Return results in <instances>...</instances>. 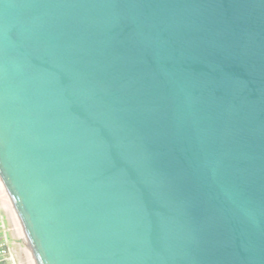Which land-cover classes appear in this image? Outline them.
I'll use <instances>...</instances> for the list:
<instances>
[{
  "label": "water",
  "instance_id": "obj_1",
  "mask_svg": "<svg viewBox=\"0 0 264 264\" xmlns=\"http://www.w3.org/2000/svg\"><path fill=\"white\" fill-rule=\"evenodd\" d=\"M0 183L28 264H264V0H0Z\"/></svg>",
  "mask_w": 264,
  "mask_h": 264
},
{
  "label": "crops",
  "instance_id": "obj_2",
  "mask_svg": "<svg viewBox=\"0 0 264 264\" xmlns=\"http://www.w3.org/2000/svg\"><path fill=\"white\" fill-rule=\"evenodd\" d=\"M0 243L11 251V257L0 259V264H28L9 206L0 207Z\"/></svg>",
  "mask_w": 264,
  "mask_h": 264
},
{
  "label": "built area",
  "instance_id": "obj_3",
  "mask_svg": "<svg viewBox=\"0 0 264 264\" xmlns=\"http://www.w3.org/2000/svg\"><path fill=\"white\" fill-rule=\"evenodd\" d=\"M3 190L0 183V191ZM11 257L10 248L6 243H0V259H7Z\"/></svg>",
  "mask_w": 264,
  "mask_h": 264
},
{
  "label": "rangeland",
  "instance_id": "obj_4",
  "mask_svg": "<svg viewBox=\"0 0 264 264\" xmlns=\"http://www.w3.org/2000/svg\"><path fill=\"white\" fill-rule=\"evenodd\" d=\"M6 206H8V203H7V200H6V197H5L3 190H1L0 191V207L4 208Z\"/></svg>",
  "mask_w": 264,
  "mask_h": 264
}]
</instances>
